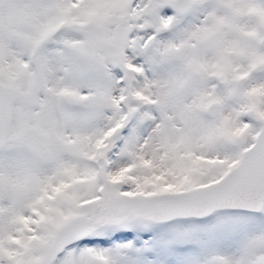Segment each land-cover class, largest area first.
Returning a JSON list of instances; mask_svg holds the SVG:
<instances>
[{"label": "snow or ice", "instance_id": "obj_1", "mask_svg": "<svg viewBox=\"0 0 264 264\" xmlns=\"http://www.w3.org/2000/svg\"><path fill=\"white\" fill-rule=\"evenodd\" d=\"M0 264H264V0H0Z\"/></svg>", "mask_w": 264, "mask_h": 264}]
</instances>
